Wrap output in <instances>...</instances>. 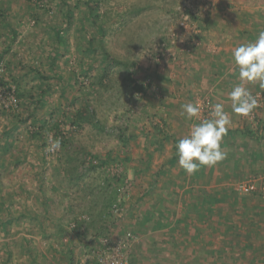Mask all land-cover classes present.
<instances>
[{
    "label": "rangeland",
    "instance_id": "obj_1",
    "mask_svg": "<svg viewBox=\"0 0 264 264\" xmlns=\"http://www.w3.org/2000/svg\"><path fill=\"white\" fill-rule=\"evenodd\" d=\"M64 1L67 5L63 4V0H0V53H4V60L11 63L8 66L4 64L5 80L10 82L9 86H13L11 77H16L21 89L32 94L33 98L40 87L48 91L45 101L36 107L27 95L22 99L21 106L11 109L13 113L6 108L16 103L13 101L15 94L12 95V90L0 85V172L6 170L0 176V194L8 199L10 208L4 215L0 213V217L7 219L11 214V223L5 230L0 229V264H168L170 262H160L166 253V246L152 247L146 241L149 233L142 230L144 211L160 206L159 197L162 194L158 188L147 191L152 178L148 176L149 169L146 172L145 156L153 146L154 138L151 135L163 133L160 130L162 117L166 118V109L159 112L157 108L162 105L161 99L168 98L166 85L170 83L172 86L178 81L175 76L180 75L176 71V81L168 83L163 67L170 65L175 74V69L182 70L175 68V63L196 60L197 49L202 50L201 47L210 56L219 55L227 46L231 50V46L235 48L247 42L248 38L243 37L247 33L239 35L242 29H247L256 38L255 32L264 30V0H106L105 7L100 10L101 13L108 11L105 19H109L106 21L109 30L104 29L106 46L113 56L134 63L131 70L136 71L133 73L136 83L147 86L152 80L144 95L135 91V82H131L128 70L121 65L110 67L103 85L99 83V78H95L104 70L106 57L103 56V46L96 44V41L92 46L94 49L87 50V40L100 35L102 26L93 25L90 19H86L90 29L85 33L76 20L66 33V43L61 44L56 40V28L65 20L62 14L64 10L78 6L80 12L74 15L82 20V11L88 8L85 2L89 0ZM187 9L197 16L211 13L214 27L205 33L206 40L199 41L200 38L195 36L200 32L198 22L186 13ZM92 14L96 15V11ZM10 26L16 27L19 32L14 41L8 32ZM8 47L10 49L6 52ZM154 88L161 92L154 91ZM209 98L200 93L194 99L202 106ZM86 101H89L102 128L89 123L82 127L73 125L72 119L75 120L79 110L84 111ZM33 108L35 111L31 117ZM262 112L264 107L260 110ZM202 116L200 114V118ZM54 117L65 123L63 128L68 132L69 141L67 146L61 145L59 150L53 152L48 150L51 144L49 137L55 139V130L45 133V136L34 134L45 119L51 121ZM208 117L205 116V119ZM242 119L245 123L243 116ZM121 129H125L129 137L128 147L118 138ZM8 142L12 144L11 148ZM149 143L150 148L147 146ZM73 148L86 151L84 153L92 152L102 159L110 156L112 160L90 172L76 188V209L91 204L93 196L89 195L88 189L84 192L87 184L89 189H94L108 177L117 183L109 175L108 167L118 164L128 179L127 190L130 193L119 194L123 202L120 212L107 214L106 223L98 224L101 232L97 235L94 228L76 226L74 207L67 197L61 196L53 188L55 180L42 182L44 176H51L56 169H61V161ZM18 156L23 160L19 166H6L7 162ZM141 169L142 173H139ZM259 172H264V166L255 169L247 178L235 181L240 196H249L250 193L238 190L237 184ZM41 187L46 188V192L42 193ZM84 197L86 199L83 200ZM188 197L182 193L179 204H184L183 199ZM43 198L48 201L50 215L42 211ZM97 198L100 203H92L95 212L104 201L103 196L97 195ZM225 213L232 214L229 210H225ZM175 217L164 221L166 230H170ZM94 218L98 219L97 214ZM104 227L107 229L102 230ZM199 227L202 230L199 237L188 234L182 237L189 254H194L201 244L215 248L226 240H223L226 232L209 230V227L203 229L201 224ZM129 232L135 236L133 240L128 238ZM249 239L251 241L242 243V246L249 245L245 251L232 242L229 254L235 259L230 258L231 261L236 262L242 256L240 262L256 263L255 258L250 257L253 256L251 249L261 244L252 242V237ZM261 248L264 247H257L259 251ZM180 251L176 249L172 258L185 259L186 252L180 254ZM234 254H238V257ZM181 260L171 262L186 264Z\"/></svg>",
    "mask_w": 264,
    "mask_h": 264
},
{
    "label": "trees",
    "instance_id": "obj_2",
    "mask_svg": "<svg viewBox=\"0 0 264 264\" xmlns=\"http://www.w3.org/2000/svg\"><path fill=\"white\" fill-rule=\"evenodd\" d=\"M35 1V0H31ZM91 1V2H90ZM106 0H89L85 2L88 7L87 9H83L82 11V17L83 19L80 20L78 16L76 17L74 14L80 12V9L78 6H73V8L68 7L64 10L62 13L64 15L65 20L61 23L60 25L57 26L56 30V40H58L61 44L66 43L67 38H66V33L67 31L72 28L75 25V22L77 20V23L79 24V28L85 33L90 29V25L87 24L86 19H90L91 24L93 25H100L102 26V33L100 35H97L95 38H89L88 41V48L87 50H92L94 49L92 46H94L95 41L96 44H99L102 47L104 57L105 59V67L104 70H102L101 74H98L97 77L99 78V83L103 85V80L105 77L108 75L109 69L112 65H121L125 67L128 70V77L131 79V82L134 83L135 79L133 78V73H136L135 70H131L132 67L134 66V63L128 62V61H123L122 59L117 58L116 56H113L107 46H106V34L105 30H109L108 27V22L109 19H105L106 14L108 13L107 10H105L103 13L100 12L102 7H105ZM63 4H66L65 1L63 0ZM67 5V4H66ZM142 10L143 8H139ZM94 11H96V15L92 14ZM179 13V12H178ZM177 13V14H178ZM186 13H188L192 18L197 20L198 22V28L200 29V32L195 34L196 37L206 40L205 32L208 30L212 29L214 27L213 20L211 19V13L209 12L208 15L205 16H197L194 14V12L190 9L186 10ZM2 17V14H0ZM33 16H35L33 14ZM76 17V19H75ZM103 18V19H102ZM2 20V18H1ZM2 23V22H1ZM8 32L11 34L13 41L18 37V30L16 27H9ZM10 49L8 47L5 51L7 52ZM4 51V52H5ZM63 50H61V53L63 54ZM4 53H0V69H2L0 73V85L3 87H7L8 90H12L13 93L15 94L16 97V103L14 105H10V107H7L6 110L8 111L9 109H14L16 106L19 107L22 105V99L26 97L27 95L30 96L32 105H36L39 103H42L45 101V97L47 95V90L44 87H40L39 92L37 93V96L35 97L37 100H34L32 94H28L24 92V90L21 89L20 81L16 79V77L12 76L11 81L14 84L13 86H9L10 82L5 80V72L3 71L4 69V64L8 66L11 64L10 62H6L4 60ZM103 57V58H104ZM40 73V72H38ZM88 74V73H87ZM150 81V80H149ZM97 81H95L96 83ZM152 83V80L150 81L147 86H149ZM94 84V83H93ZM152 85V84H151ZM49 88H51L50 85L46 84ZM135 86V91L141 92V93H146V85L143 83H134ZM159 93L161 91H158ZM252 93H257L260 91H251ZM264 94V92H262ZM144 95V94H143ZM212 103H214L213 99L210 98ZM34 102V103H33ZM32 105L29 104V106ZM15 106V107H14ZM84 111L79 110L76 113V118L75 120L72 119V123L75 126L82 127L85 123L89 124H94L98 125L102 128L101 122H99L96 117H95V112L92 108H90L89 101L84 102ZM13 111V110H11ZM34 108L30 112V116L32 117L34 115ZM14 113V111H13ZM28 118H25L24 120H27ZM259 123L257 127H253L249 122H245V128L244 131L250 135L251 138L257 139L259 138V132L261 128H263L262 124V118H261V113L258 116ZM22 120V119H21ZM44 124L42 126H38L37 129H35V134L36 136H45V133L48 134L50 131L55 130V139H59L61 141V145L67 146L69 139L67 138L68 132L65 131V128H63V124H65L63 121L57 119L54 117L51 121L48 119H45ZM160 130L159 127L156 126ZM160 131H163L160 130ZM118 138L124 143L126 147L129 146V137L126 136L125 134V129H121ZM252 141V140H251ZM8 145L12 146L10 142H8ZM71 148V147H68ZM70 153H68L64 161H61V169L63 171L59 170L51 174V176H44V180L42 181L43 183H47V180L50 181V179L55 180L53 182V188L58 193H61L60 195H64V197H67L70 205L74 207L73 214L74 217L73 219L76 221V226L77 227H85V228H94L96 230V235L97 233L100 234L101 229L98 227V224L103 223L105 221L106 223V217L107 214H114V204L117 203L120 207L123 205L122 202V197H119V194L121 193L119 188L125 185V180H126V174L121 171L118 174H111L109 169L107 170L109 175L117 180V183H113L111 179L105 178L103 184L100 186H96L94 189H89V185L87 184V187L84 189L86 193V189L89 190V195L93 196L91 200V204L89 206L86 205V207H80L79 209H76V203H78V198L74 196V192L76 191V188L81 185V182H84L85 178L87 175L94 171L97 167L99 166H105L109 164L111 160L110 156H107L105 159L100 158L96 154H93L92 152L89 153H84L81 151H77L76 149H71L69 150ZM109 155V154H108ZM127 158V157H126ZM131 159L130 157H128ZM22 157L18 156L15 157L13 160H10L7 162L6 166L9 165V167H16L19 166V164L22 163ZM1 163V162H0ZM1 168V165H0ZM6 170H2L0 172V176L5 173ZM144 171V170H143ZM142 172V169H141ZM47 178V179H46ZM112 179V180H113ZM157 178L154 180L153 183L156 184ZM47 188H49L45 184ZM44 186V185H43ZM229 187V186H228ZM228 187H226L225 191H218L216 194H212L208 191L202 190L199 192H193L189 195L187 199H183L184 202L189 201L190 205L181 207L179 204V193L170 191L164 192L160 195L159 199L161 201V205L158 207H149L146 209L143 213V219H142V230L144 232L149 233L146 236V241H149L150 245L152 247L159 245L161 247L166 246V253L164 254V258L160 262L166 261L170 262L168 264L173 263H178L180 262L179 259H173L175 255L176 249L181 250L180 254L186 252V258L181 260V263H186V264H239V261L235 260L231 261L230 258H234L230 256L228 253L230 248V245L235 243L236 246H239L238 248H242V228L239 226L234 225V220L227 219L229 217H236L239 215V211L237 208L233 209L234 211H231L230 209V201L234 200L237 198L238 192L237 190H228ZM25 188V186H24ZM167 189L170 188V186L166 187ZM42 193L46 192V188L41 187ZM87 190V191H88ZM154 191L155 187H149L147 191ZM130 192H127L126 194H129ZM101 194V195H99ZM98 196H103L104 201L101 202V207L100 209L95 212V207L92 206L93 204L100 203L99 199L97 198ZM105 195V196H104ZM254 198V193H250L249 196L254 198V201L257 203V201H264V196L262 193L257 192L255 194ZM97 198V199H96ZM86 199V197L83 198V200ZM8 199H6L2 194H0V213L3 215L7 212L9 202H7ZM47 200L46 198H43V208L42 211L43 213H46L50 215V208L47 205ZM95 206V205H94ZM182 210V211H181ZM225 210H229L232 212V214H227L225 213ZM238 210V212L236 211ZM39 214V213H38ZM36 214L35 216L39 218V215ZM98 216V219L94 218V215ZM176 214V217H175ZM175 217L174 222L172 223L170 230H166L164 228V221H170L169 218ZM80 217V220L78 219ZM194 217V218H192ZM227 217V218H226ZM201 219L204 221L205 225L207 227L212 223L213 228L215 230L221 231V232H226L230 233V236L228 238V241H221L220 246L215 247V248H210L207 245L205 246L204 244H201L198 248L197 251L191 254L187 253V249L185 248L186 242H183L182 237L184 234H188L189 236H192L195 238L199 237L201 233L198 232L197 228V222L201 221ZM233 221V222H231ZM11 223V214L7 216V219H4L0 217V229L4 230L7 228V226ZM161 224V225H158ZM106 226V225H105ZM159 226V227H157ZM168 227V226H166ZM196 227V230H193V228ZM218 227V228H214ZM100 229V230H99ZM107 227H104L102 230H106ZM165 229V230H164ZM254 236V233L251 232L249 234V237ZM185 237V236H184ZM226 237V235H225ZM246 237V236H245ZM247 239V238H246ZM251 241V239H250ZM229 243V244H228ZM246 245L245 249L247 250L249 245ZM257 246H255L253 249H255ZM234 249V246H233ZM252 249V250H253ZM179 254V255H180ZM234 256H238V254H234ZM173 257V258H172ZM170 258H172V262L169 261ZM182 258V255H181ZM235 259V258H234ZM177 261V262H176ZM159 262V263H160ZM2 263V262H1ZM172 263V264H173ZM3 264H6V262H3Z\"/></svg>",
    "mask_w": 264,
    "mask_h": 264
},
{
    "label": "crops",
    "instance_id": "obj_3",
    "mask_svg": "<svg viewBox=\"0 0 264 264\" xmlns=\"http://www.w3.org/2000/svg\"><path fill=\"white\" fill-rule=\"evenodd\" d=\"M256 27L257 29L259 28L258 26ZM240 31L239 35L242 33V36L244 33H247L243 36L248 38L247 42L255 40L253 38L255 35L253 34L252 36L250 32H247V29ZM258 32H255V34L257 35ZM235 39L238 40V38ZM201 40L199 39V41ZM228 47H224L225 51L217 56L207 55L203 52L205 49L203 47H201L202 50L197 49L196 60H184L183 62L181 60V64L175 63L177 65L175 68L180 67L182 69H175V74L170 65H167V67L164 65V74L168 83L176 81L174 79L176 71L180 75L175 76L178 81L172 86L169 85L170 83L166 85L165 92L168 93V98L166 100L161 99L162 105L157 108L159 112H164L166 109L164 112L166 118L162 117L161 127L163 133L155 136L151 135L154 138L152 148H150V143L149 145L147 144L150 151L148 150L149 153L145 156V167L146 172L149 169L148 176L152 178L148 187L154 186L155 189H160L161 193L176 191L179 193V196L182 193L190 194L202 190L216 194L218 191H225V188L228 186V190L233 189L236 191L235 185L237 180L247 178L255 169L257 170L264 166V113L262 112L261 114L263 128L259 132V138L253 139L244 131L245 123H243L242 116L232 112L229 92L240 81L238 79V70L232 61V51L234 48L231 46L230 50ZM245 86L250 91L257 90L264 92V89H261L258 83L255 85L246 84ZM200 93L210 96L214 104L223 103L225 106L224 110L231 116L233 125L222 144V148L228 153L227 158L212 168L202 167L200 171L189 176L178 166L175 145L180 138L187 134L192 124L198 123L197 120L190 121L186 119L185 115L182 114L183 110L181 106L185 103H195L194 98ZM139 173H142L141 170H139ZM156 178L157 182L154 184L153 179L155 180ZM167 186H170V188L167 189ZM251 201H254L253 197L240 195L233 201L231 200V211L237 208L240 210L239 215L226 218L234 220V225L244 229L242 232V243L247 240L249 241L248 235L253 232L254 236L252 238L254 240L252 242L261 244L256 245L257 247H264V201H258L257 203ZM189 205V201H186L184 204L183 202L180 203L182 207ZM238 210L236 211L238 212ZM200 224L203 229L207 227L201 219L196 225L199 233L202 232V230H199ZM208 227L209 230H212V223ZM193 230H196V227ZM225 235V239L228 241L230 233ZM255 249H251L253 256L248 254L250 257L255 258L256 263L253 264H264V248H261L260 251ZM240 250L245 251V246H242ZM231 251L229 250L228 253ZM244 251H242V254ZM241 257L239 256L240 261L242 260ZM240 261L239 264H245ZM247 262L246 264H251Z\"/></svg>",
    "mask_w": 264,
    "mask_h": 264
},
{
    "label": "clouds",
    "instance_id": "obj_4",
    "mask_svg": "<svg viewBox=\"0 0 264 264\" xmlns=\"http://www.w3.org/2000/svg\"><path fill=\"white\" fill-rule=\"evenodd\" d=\"M232 61L238 70L240 83L235 84L229 92L232 112L247 117L259 106L257 97L245 86L259 84L264 89V30H260L254 41L242 43L232 51ZM182 114L186 119L199 120L190 126L186 135L176 143L178 166L189 176L202 167L212 168L224 159L228 153L222 148L225 136L232 128L233 121L224 110L223 103L211 106L209 117L200 119L201 106L197 103H185ZM49 151L61 147L59 139L49 137Z\"/></svg>",
    "mask_w": 264,
    "mask_h": 264
},
{
    "label": "built area",
    "instance_id": "obj_5",
    "mask_svg": "<svg viewBox=\"0 0 264 264\" xmlns=\"http://www.w3.org/2000/svg\"><path fill=\"white\" fill-rule=\"evenodd\" d=\"M2 71V69H0ZM154 91L158 92L159 89L158 88H154ZM12 95H14L13 91L11 93ZM144 93H142L143 95ZM253 96L257 97L258 102H259V106L257 108H255L253 110V112L247 116L243 118L245 119V122H249L253 127H257L258 123H259V119L258 116L260 115V110L264 107V94L257 92V93H252ZM13 101H16L15 97L13 96ZM206 102L203 103V105L201 106L202 110V117L200 118L201 120L205 119V116H209V112L211 109L212 101L211 99H206ZM109 171L111 172V174H118L121 172L120 170V166H118V164H116L115 166L112 167H108ZM127 182L128 179L125 180V185L122 186L121 188H119L120 190V194L122 193H127L129 192L127 189ZM237 189L240 190L241 192H246V193H257L260 192L263 194L264 196V172H259V173H254L253 175H251L249 177L248 180L245 181H240L237 184ZM114 213L116 212H120L119 210H121L120 206L117 205V203L114 204ZM135 236H133L130 232L128 233V238L129 239H134Z\"/></svg>",
    "mask_w": 264,
    "mask_h": 264
}]
</instances>
